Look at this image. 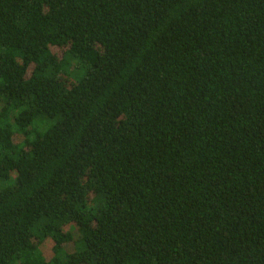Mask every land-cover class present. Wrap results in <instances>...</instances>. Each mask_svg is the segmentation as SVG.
I'll return each mask as SVG.
<instances>
[{
  "label": "trees",
  "instance_id": "1",
  "mask_svg": "<svg viewBox=\"0 0 264 264\" xmlns=\"http://www.w3.org/2000/svg\"><path fill=\"white\" fill-rule=\"evenodd\" d=\"M0 264H264V0H0Z\"/></svg>",
  "mask_w": 264,
  "mask_h": 264
}]
</instances>
